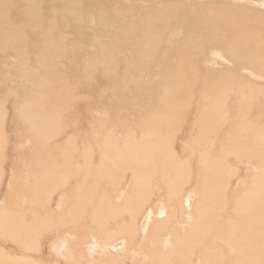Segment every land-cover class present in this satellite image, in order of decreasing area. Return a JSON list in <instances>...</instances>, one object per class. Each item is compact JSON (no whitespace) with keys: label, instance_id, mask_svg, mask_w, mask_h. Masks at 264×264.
Listing matches in <instances>:
<instances>
[{"label":"bare ground","instance_id":"obj_1","mask_svg":"<svg viewBox=\"0 0 264 264\" xmlns=\"http://www.w3.org/2000/svg\"><path fill=\"white\" fill-rule=\"evenodd\" d=\"M187 3L191 4L190 8H187ZM226 9L228 8H209L202 1L190 0H0V59L7 55L18 58V62L12 66L16 68L15 78L12 79H19L21 82L18 87L21 93L13 94L10 101L12 106L17 103L12 113L14 127L15 130L23 129L28 137L34 140L33 145L39 154L35 157L36 164L32 177L29 175L27 179L28 175L24 174L27 166L17 172L22 175V181H25L23 184L28 183L27 191L36 201V213L41 210L40 201L47 203V198L53 193L58 190L64 191V182H67V177L71 178V165L78 166L79 174L84 180L93 178L100 181L106 178L107 184L114 186L118 197L121 194L119 192L123 191L120 190V182H116L118 172L123 173L121 175L127 174V171L132 172L130 174L134 178L133 185L130 184L134 189L128 190L129 196L128 191L125 192L127 194L125 198H128L123 200V203L115 204V197L105 192L98 199L97 208L92 210L89 217L83 211L82 199L86 196L81 191H87L85 186L87 184L79 182L75 186V190L78 187L79 193L72 195V201L68 204L64 216L63 213L58 218L40 215L41 223L48 220L50 225L55 226L57 221V230L65 224L69 226L72 223L75 228L82 224L81 227L88 230L83 229L81 233L92 232L90 238L84 236L86 239L82 237L84 240H78L81 244L85 241L87 252L91 250L93 252L95 244H98L102 252L112 253L111 249L116 246L115 243H119L116 237L118 233H121L120 235L124 233L125 238L128 237L129 242L125 243L128 248L131 242L137 238L140 240L137 220L140 217V209L137 210L135 207L136 196L141 197L138 177L144 180L147 177L149 180L153 179L155 174L161 175L160 177L166 179L169 185L161 181L159 186L165 188L174 186L175 189L172 187L168 191H171L172 196H176L179 190L177 188L179 185L176 184L183 182L182 179L184 181L187 179L188 167L180 161L179 156L177 159L174 155L179 148L177 150L176 147L175 152V149H171L172 136L177 137L176 134H180L181 131L180 139H187L188 137L183 136L191 137L192 134L184 133L194 131L196 128L198 135L195 136V133L194 136L199 138L193 143L201 147L198 151L188 148L190 152L184 155V158L194 155L199 165V171L197 165L195 166V176L188 177L189 184L194 183L197 192L200 194L199 189H203L202 192L207 196L209 191L206 187H212L210 181L215 180L216 190L224 188V200L221 201L218 196L216 199L207 196V204L212 202L214 204L203 207L200 203L196 206L194 203L190 204L195 206L191 208L189 204L186 206V199L182 196L184 193H179L184 199L182 201L179 200L180 197L178 200L173 197L176 201L173 202V198L170 197L180 209L177 210L178 214L171 212L169 215V212L165 219L155 220L154 227L156 232L167 225V221L170 223V220L184 225V229L187 225L190 226L187 232H176L173 236L178 239V242L176 240L178 246L174 244L177 248L175 247L173 252L168 249L172 241L169 244L166 242L172 234H167L165 226L160 232L161 238L157 236L160 239L158 246L155 244L153 250L148 249L150 258L148 254V257L145 256L147 249L142 241L139 242L141 245H136L134 241L136 245L134 250H129L130 246L127 251H131L133 255L140 254L142 259L147 258L145 263L149 261V264H187L185 260H191L196 249L192 251L193 254L189 253L196 247L200 250L198 254L202 264H264V84L260 82L255 84L243 74L246 72L256 81H264V43L259 38L253 41L250 39L239 41L236 29L231 23L234 21L233 13L228 12L227 17L222 18V12ZM262 15V13L259 15V20L264 21ZM83 47H92L89 53H85L87 56L84 55ZM65 56L73 58L71 71L69 64L57 63ZM220 58L232 64L224 73L215 72L210 69V65L207 67L202 64L206 61L217 62ZM98 89H109L111 94L100 100L96 98ZM78 95L82 97L79 98ZM230 100H233L234 104L238 100L234 106L236 110L234 113L232 103L228 106ZM3 106L7 108L6 100H0V135L9 136L6 123L10 112H6ZM81 106L85 112L81 125H87V130L92 129L90 132L94 133L95 137L102 139L99 133H104L100 155L92 150L94 147L89 148V143L93 142L89 141L92 136L90 138L86 136L88 141L82 153L83 161L73 158V154H79H76L74 140L68 129L70 125L73 127L74 120L77 119L74 116L82 114ZM98 109H104L106 114L103 117L99 116L94 123L91 111ZM254 114L263 121L261 125L254 123ZM249 115H253L251 116L253 122L247 120ZM190 116L194 118L191 126L188 125L189 121L187 122ZM98 121L105 123L107 131H104L105 128L98 129L100 128ZM60 135L63 137L57 141ZM214 141L217 145L213 143ZM169 142L171 146L166 148ZM202 142H205L207 147L213 143L218 156L213 158L212 151L205 149ZM188 143L187 146L193 145L192 142ZM185 148L183 144L182 147L180 145V153L185 151ZM94 152L98 161L96 159L92 161ZM4 161L6 162V159L0 156L1 170L4 168ZM38 161H41L39 166ZM95 161L97 164L94 165L92 162ZM241 162L252 165L255 170V173L248 174L252 176L249 182L252 181L253 184L250 185H254V189L243 190L240 196L236 190L238 197L230 198L228 192L232 188L230 182L232 178L229 176L235 177L238 171L243 169L239 166ZM230 164H237L238 167L235 169L238 168V171H235V174L230 173L232 170L228 171L230 168L227 169V166ZM51 166L53 168H49ZM1 170L0 175L3 174ZM198 178L202 181H198ZM156 182L158 181L154 183ZM162 182L166 185H162ZM249 182L247 181L246 185L250 189ZM151 188L152 191L156 189H153V186ZM205 189L208 194L205 193ZM158 190L161 191L163 188ZM182 190L185 191L184 188ZM168 191L163 192L164 196ZM105 196L107 199L103 201ZM166 198L163 201L170 207V199L167 196ZM203 198L205 197H201L200 200H204ZM136 204L140 206L138 202ZM176 204L170 207H173V211L174 209L176 211ZM188 207L193 211L189 220L187 213L189 211L186 210ZM164 209L163 204L160 211L163 212ZM125 212H128L130 223L123 219L121 224H118L125 216ZM179 214L184 216L176 221ZM41 223L27 232L22 229L15 231L11 224L10 210L5 209L0 214V236L14 237L19 234L34 240L41 231ZM50 225L46 226V232L53 230ZM118 225L121 226L118 231L109 228ZM165 234L169 235L168 238L164 237ZM134 235L137 237H133ZM145 241L151 243L149 239ZM80 242H75V247ZM122 245L121 249L120 244V250L125 248L124 241ZM150 245H146L147 248L151 247ZM165 246L168 247L167 250L164 248L166 252L163 251ZM171 246L173 247V244ZM79 249L77 256L80 257L79 252L84 254V250L81 252L83 248L80 251ZM96 250L98 252V249ZM186 250H189L187 256ZM0 251L2 253L1 249ZM72 252L76 253L75 250ZM98 253L100 256V252ZM65 255L64 253L63 256ZM100 257L99 260L92 259V263L98 264L99 261V264H102L101 262L108 260L110 256L101 257L103 260H100ZM87 258L84 256L83 260H87V264L91 263ZM4 259H6L4 263L9 264L10 261H7L9 259ZM24 260L26 261V258Z\"/></svg>","mask_w":264,"mask_h":264},{"label":"rangeland","instance_id":"obj_2","mask_svg":"<svg viewBox=\"0 0 264 264\" xmlns=\"http://www.w3.org/2000/svg\"><path fill=\"white\" fill-rule=\"evenodd\" d=\"M190 1H202L209 8H228V9H226V10H224L222 12V18H226L228 12L233 13L234 21H231V23L234 26V28L236 29V32L235 33L238 36L239 41H245V40H248V39H250V40L253 41V40H256V39L259 38V40L264 43V21H261V19L259 20V17H260L259 15L261 13L263 14L262 16H264V1H261V0H252V1L251 0H249V1H246V0H190ZM190 6H191V4L190 3H187V8H190ZM218 22L221 23L223 21H218ZM91 48L92 47H83V50H85V52H84V55L85 56H87L85 53H89L91 51ZM67 53L70 54L71 52H67ZM212 58L214 59V56H212ZM227 59H229V57H227ZM17 62H18V58L16 56H11V55L4 56V57H2L0 59V100H6L7 108L5 109L4 106H3V109L6 112L8 111V113L10 112V114L8 115V122L6 123V126H7L6 131L8 133H10V134H8L9 136L0 135L1 136L0 137V156H2V158H4V160L6 159V162L4 161V168H2V166H1L2 170L0 169L2 171V173H3V174L1 173L2 175H0V177H1L0 178L1 179L0 180V214L5 209H9L10 210V218H11L12 228L15 231L17 229H22L23 231L27 232V231L31 230L32 228H34L35 226L40 225V223H41V219L40 218H42L40 215L46 216V218H47V216H49V218H58L63 213V216H64V214H65V212H66V210L68 208V204L72 201V195L74 196V193L75 194L79 193L78 187H77V190H75V188H76L75 186H77V184L79 182H84V183L87 184V185H85L87 187V191L86 190H81V191L86 196L85 198L82 199V204L84 205L83 211L86 212V216H88V217L91 215L92 210L95 209V208H97L98 199L105 192H107L109 194V196L115 197V199H116L115 204L123 203V200H125L126 198H128V197L125 198V196L127 194L129 196V191H131V189H134L133 186H131V185H133V182H134V180L132 181V179H134L133 178V175L130 174L132 172L128 173L129 171H127V174L126 173L124 174V175H126L125 177H124V175H121L123 173L118 172L119 177H118V175L116 176V179H117L116 182H118V183L120 182V190H123L124 191V192L123 191H120L119 193H121V194H120V197H118L119 195L116 194V192L114 190V186L107 184L108 180L106 178H104L103 180H100V181H96L93 178L84 180L83 177L80 176V174H79V171L80 170H79L78 166L71 165L70 166V169H71V178L67 177V179H66L67 182H64V184H63L64 187H65L64 188V191L58 190L56 193H53L52 196H50V197L47 198L48 199L47 203H46V201L45 202L40 201V204L39 205L41 206V210L36 213V211H35L36 201H35L34 197L27 191V186H28L27 184L28 183L23 184L25 181L24 180L22 181V175L20 173L19 174L17 173L20 170H24V166H27V168L24 170L25 171L24 174H26L25 176L28 175L27 179H29V175H31L30 177H32V172L34 171L33 167L36 164L35 157L39 156L38 151L36 150V148L33 145L34 140L33 139H30L28 137V135L24 132L23 129L15 130V127H14V121H13V118H12V113H13V111H15L16 106H17V103H15V105L12 106V104L10 103V101L12 99L13 94L18 95V94L21 93L20 90L18 89V87L21 85L20 80L19 79H12V78H15L14 77V73L16 71V68L15 67H12V66L15 65ZM57 63L59 65H61V64H69V71H71V69H72L71 66L74 64L73 63L72 56H70L69 58H67L65 56V57L59 59L57 61ZM202 64L203 65H206L207 67H208V65H210V69L211 70H213L215 72H219V73H224L225 71H227L228 69H230L232 67V64L229 61H224L221 58L218 59L217 62L216 61H214V62L213 61H206V62H204ZM200 74H204V72H200ZM243 74L246 75L250 80H252L253 82H255V84L257 82H260V83H263L264 84V81H260V80H257L256 81V79L252 78L246 72H243ZM199 90L201 91L202 90V87H200ZM96 94L99 96V97L96 96V98H98L100 100H104V99L107 98V96H109L111 94V91L109 89H98L96 91ZM78 96H79V98L82 97V95H78ZM232 101L230 100V103H228V106H229V104L232 103L233 113H234V111H236L234 109V106H235V104L238 103V100L235 101V104ZM81 107H82V110H80V113H82V114L81 115L74 116L77 119L74 120L73 127H71V125H70V127L68 129L71 131L70 134H71V136H72V138L74 140V144H75V147H76V154L77 153L79 154V155L73 154V156H74L73 158L76 157V159H78L80 161H83V159L81 157L83 155L82 154L83 151L85 150L84 146H86V142L88 141L87 137L90 138L92 136V139H89V141L93 140V142L92 141L90 142L92 144L89 143V148L90 147H94V148H92V150L94 149V151L96 152V154L97 155L98 154L100 155L99 152L102 151V147L100 149V146H101V144L103 145V142H101V141H103L102 139L104 138V133H102V134L99 133L100 134L99 136H101L102 139L100 137L99 138L98 137H95L93 135L94 133L92 134L90 132V130H92V129L87 130V125H83V126L81 125V122H82L81 119H84V117H85L84 107L83 106H81ZM98 110L91 111L92 112L91 113V118H92V120H93L94 123L98 119L99 116L100 117H103L106 114V112L104 111V109H100L99 111ZM82 115H83V117H81ZM251 116H253V115H249L248 116V119H247L250 122L252 121ZM191 117L192 116H190V118L187 120V122L189 121L188 122V125L189 126H191V124L193 122V119H194L193 117L192 118ZM258 118H259L258 115L257 114H254V123L255 124H258V125H261L263 121L261 120V118H259V120H260L259 121ZM246 122H248V121H246ZM102 123L98 121V125H100V128H98V129H101V128H105L106 127L105 126V123L104 124H102ZM78 126H79V128H77ZM18 127L16 129H18ZM14 130H15V132H14ZM20 131L23 132V133H21ZM104 131H107V129L105 128ZM187 133H190V135L192 134L191 137L189 135H186V136H183V137H186V138L188 137L189 139L188 138L187 139H185V138L180 139L181 138V135H182V132L181 131H180V134H178L180 137H178L177 134H176V136L178 138L177 137H173V136H175V135H173L172 136V141H171L172 146L170 145V142H169L168 145H166L167 146L166 148H170L168 146H171V149L173 148V150L176 147H177V150H178V148L180 150V145H181V147H182V144L184 146H186L185 151H183L182 153H180V151L179 150L177 151L176 149L174 150V152L177 151L178 154L177 153L175 154L174 152L173 153L177 157V159H178V156H179L180 161L182 163H184L186 165V167H188V168L185 167L186 168V172H187L186 175L188 177H190V175L191 176H195V172L194 171H195V166L196 165H197V170L199 171V165H198V162L196 163L195 160H197V159L194 158L195 157L194 155H192L193 157L190 155L188 158H184V155H186V153L188 154V152H190L188 148H190V149H193L194 148L195 150L198 151V149L201 147V145H195L193 143V141L195 139H198L199 138V136L195 137L196 135H198V133L196 132V128H195L194 131H190V132L186 131L184 134H187ZM18 134H20V135H18ZM194 134H195V136H194ZM61 137H63V135H60L57 138V141L60 140ZM175 138H176V140H175ZM18 141H19V143H18ZM172 142L175 143V144H173ZM188 142H192L193 145H188L187 146V143ZM213 143L215 145H217V142L216 141H214ZM213 143H211V146L207 147L205 145V142H202V146H204L205 149H210L212 151V157L213 158H216L218 156V152H217V148L215 147V145H213ZM188 144H191V143H188ZM22 145H24V146H22ZM96 145H98L97 146V149L98 150L96 149ZM52 146L54 147V144H52ZM186 149H187V151H186ZM57 151H59V150H57ZM57 151H56V153H58ZM45 152H48V151H45ZM95 152H94V156H93L94 159L92 161H94L96 159V156L97 155L95 154ZM54 153H55V151H54ZM80 153H81V155H80ZM78 160H75V161L77 162ZM96 161H98V159H96ZM96 161L95 162H92V163L93 164L94 163L97 164ZM39 164H41V161H38L37 162V165L38 166H39ZM231 164H235V163H231ZM231 164L229 166H227V169L230 168V170H228V171H231L232 170L234 173L233 172H230V173L235 174L236 173L235 171H238V168L235 169V167H238V166H236L237 164L236 165H231ZM242 164H244V163L243 162L239 163V166L240 167H243V169H240V171H238V173H237V175H235V177H233L232 175L229 176L230 179L232 178L231 181H230L232 188H230V190L228 192V195H229L230 198H232L233 196L234 197L235 196L238 197V193H239V196H240L241 195L240 193H242L243 190H246V189H248V190L254 189V185H250V183L253 184L252 181L249 182V180H250V178L252 176L251 175H248V174H251L255 170L253 169L252 165L250 166V165H245L244 164V166H242ZM29 167L32 170H30ZM244 167H246L247 169H245ZM49 168H53V167L51 166ZM93 168L94 167H92V169ZM243 170H245V171H243ZM12 171L15 172V173H17V174H15V173L12 174L13 173ZM188 172H190V173L188 174ZM20 175H21V177H18V178L16 177V176H20ZM77 175H79L78 176L79 177L78 180L76 178ZM25 176H23V178ZM160 176L161 175H156L155 174L154 177H153V179L155 181H158V182H156L158 184L157 186H156V183H154L155 181L152 178H150L152 180H150V179L148 180L147 177H146V179H147V181H146V179L144 180V178L142 179V177H138V180H139L138 183L140 185V189L142 188L141 189L142 191L139 189V195L142 198L144 197L143 198L144 200L143 199H140L141 197L140 198H137V196H136L137 201L134 198L135 199V202L136 203L138 202V205H140V206H137V204L134 202L135 203V207H137V210L140 209V213H139L140 217L137 218L139 215L137 217L135 216L137 218L138 224H139L138 225V228H139L138 230H139V234H140V236H139L140 237V240H138L139 238H137V240H134V241H136V245L137 244L138 245L139 244L141 245V243L144 242L143 244H144V246L147 249L146 250V253H145V256L148 257V255H149L148 258H150V253L148 252V249L149 248H152L151 250H153V248H155V246H153V245H155V244L158 246V242H159L158 239L161 238L160 235L162 234V233L160 234V232L163 231V228L165 226H166V230H168L167 234H169V235L172 234L171 237L169 235L165 234L164 237L167 236V238H168V236H169V239H170V240L168 239V241L166 239V241H167L166 243L169 244L171 241L173 242V240H174V242L173 243L171 242L169 244V248L167 246L163 247V251L166 248H168L170 251L173 252V250L175 249V247L177 248V246H178L177 244L178 243L176 244V240L178 242V239L176 238V236L173 237L176 234V232L183 233L185 231L187 232L188 230H190V226L187 225L185 227V229H184V227H183L184 225L182 226V224H177L175 221L170 220V223H169V221H167L168 222L167 225H165L163 228L161 227L160 229H158L155 232V227H154L155 225L154 224H155L156 221L163 220V219L166 218V216H169L171 214V212L172 213H176L177 210L178 211L180 210V209H178L177 204L176 203H173V202H176V201H174L175 199L178 200L179 197H180V199H179L180 201L186 199L185 200L186 201V206H188V204L189 205L190 204H193L194 205V203H195V206L201 204L203 207H205V206L207 207V205L214 204V202H212L210 204H207L206 200H207L208 197L209 198H212V199L213 198L216 199V197L218 196L221 201L224 200V194H223L224 188L221 187V188H218L216 190L217 185H215V184H217V183H215V182H217V181H215V180L214 181H210V183L212 182V187H210V186H207L206 187L208 189V191H209L208 192L209 195H207L208 197L205 196L206 194H204L202 192V191H204L203 189H199L198 188L199 190H201V192L199 191L200 192V194H199L197 192V190H196L197 187L194 188V183L189 184V178L188 177H187L188 182H186L187 179L185 181H184V179H182L183 182L180 181L179 184H176V186L179 185V186H177V188L179 190L177 191L176 196H172L171 193H170L171 191H168L169 188H170V186H168L169 184L165 181L166 179H163ZM200 177L202 179V176H200ZM15 178L19 179V181H17V179H15ZM27 179H25V180H27ZM130 179H131V181H130ZM201 179L198 178L197 180L198 181L199 180L202 181L203 179L202 180ZM161 181H165L168 184L167 185L168 187L165 188V187L159 186V185H161V183H159ZM205 181H206V179H205ZM247 181L249 182L248 184L250 185L249 186L250 189L246 185ZM130 182H132V183H130ZM146 182L147 183L149 182L148 183L149 185ZM165 182H162V185L165 186L166 185ZM225 182H227V181H225ZM180 184H182L181 186H183V188L185 189V191L182 190L183 188L180 186ZM221 184H219V186ZM213 185H215V186L213 187ZM91 186H93V187H91ZM151 186H153V189L156 188V189H154L155 190V193H154V190L153 191L151 190L152 189ZM160 187L163 188V190H161V191L158 190V188L161 189ZM172 187L174 188V186H171V188ZM180 188H181V190H180ZM93 189H96V191H93ZM211 189H213V190H211ZM188 190H189L190 193L188 192ZM236 190H238L237 191L238 193L235 192ZM127 191H128V193H127ZM165 191L166 192L168 191V194H166V193L165 194L168 197V199H170V202H169L170 207L173 204H176L175 205L176 211L174 209L175 212L172 210L173 207L172 208H170L169 206L167 207L166 205H168V204L163 201V199L164 200L167 199L166 196H164V194H163V192H165ZM211 191H212V193H211ZM125 192L127 194H125ZM158 192H160V195H158ZM187 192H188V194H187ZM141 193H143L144 195L141 194ZM151 193H154L155 195L154 194H151ZM179 193L180 194L184 193V194H182V196H184V199L181 198V195ZM205 193H207L206 192V189H205ZM65 194L69 195V197H68L69 199L67 198V195H65ZM64 195L66 196V198H65ZM139 195H138V197H139ZM149 195L152 198L149 197ZM192 195L193 196H196V197L198 196V197L197 198L196 197L194 198V197H192ZM63 196H64V198H63ZM203 196L205 198L207 197L206 199L203 198L205 200V202H204V200H202V201L200 200L201 197H203ZM246 196L247 195H244V197H246ZM170 197H172V198L174 197L175 199L174 198L172 199ZM42 198L45 200V197L43 195H42ZM190 198H191V200H190ZM106 199L107 198L105 196L102 200L103 201H106ZM138 199H140V200L138 201ZM171 199H172L173 202L171 201ZM118 200H120V201H118ZM190 201L191 202L193 201V202L191 203ZM139 202H140V204H139ZM62 203H63V205H61ZM65 203H66V207H65ZM197 203H200V204H197ZM163 204L165 205V209L162 212V211H160V209L163 207ZM141 205H144V206H141ZM195 206H191L190 205L191 208H193ZM145 207H148V208H145ZM190 207H188L189 210L186 208V210L190 212V213L187 212L188 213V220L191 219L190 218L191 217L190 215H193L192 214L193 211H192V209ZM166 209L168 210V212H167ZM144 212H146V213H144ZM158 212H160V213H158ZM125 213L127 215L125 214V216H123L120 219V221H119L120 223H118V224H121V220H123V219L126 220L125 222L128 221V219H129L128 212H125ZM147 213H148V216H147ZM168 213H169V215H168ZM176 214H178V212ZM199 214H200V212L197 215H199ZM183 216H184V214H179L176 221H178V219L180 220V217H183ZM150 219H152L153 221L150 220ZM148 220L152 221L153 223L150 222V221H148ZM222 220L224 221V218H222ZM220 221H219L218 225H220ZM147 222H148V225H147ZM129 223H126V224H129ZM215 223H216V220H215ZM183 224H185V223H183ZM48 225H50L48 223V220H45L44 223H41V227H40L41 228V231H40L39 235H37L35 237L34 240H29L24 235H19V234H16V236H14V237L1 235L0 236V249L2 250V253L4 254V256H3V254L0 251V256H1L0 257V263L1 264H5L4 262L6 261V259H4V258H7V259H9L7 261H10V262H8L9 264H20V263L21 264H23V263L24 264L25 263L26 264H77V262L79 264L80 263L84 264L83 262H85L87 264V262H86L87 260H85V259L87 257H89V256H90V258H87V259H88V261H90L92 263V261H91L92 259L93 260H99L98 257H100L102 254H108L106 252H102L101 251V247L98 244H95V249L93 250V252H92V250L90 252L89 251L87 252L88 249L85 248L86 245H87V244L84 243L85 241L83 242V244H81V242L78 241V240H81L82 241V239L84 238V236L90 238L91 235H92V232H87V233L86 232L85 233L82 232L81 233L80 231H83V229L88 230L85 227L82 228L81 227L82 224H79L76 228H75V225L72 224V223H70L69 226L67 224H65V226H62L61 229H58L57 230L56 229L57 221H56L55 226L50 225V226H52V229L53 230L46 232L45 228ZM112 225H114V224H112ZM114 226H116V225H114ZM114 226L113 227L110 226L109 227L110 230H117L118 231L121 228V226L119 227V225H118V227H114ZM79 227H80L81 230L79 229ZM75 229L77 231H75ZM149 229H150V231H149ZM143 233H144V235H143ZM152 233H154V234L151 237V234ZM82 234H84V235H82ZM120 234L121 233H118V235L116 236V237H118L117 241L119 243H115L116 246H114L113 249H111V252L112 253L109 252V254H108L110 257L108 258L107 257L108 255L101 256L102 258L104 257V258H108V260L110 259V261H108L106 259L103 260L100 257L101 258L100 260H103V262H101V263L102 264H107V262H108L109 264H113V263L114 264H147L149 262L148 261L147 263H145L146 260H148L147 258H144L145 259V261H144V259H142V257L140 256V254H134L133 255V254H131V251H127L130 246L131 247L129 248V250H134V248L136 247V245L133 243L134 241L132 240L133 242H131V244L128 245V248H126L127 245L125 243L127 242V244H128V242H129L127 240L128 237L125 238L126 235L124 233H123L124 236H123V234L122 235H120ZM78 235L81 236V237L79 236L80 239L78 238ZM119 236H121V237H119ZM157 236L159 238H157ZM116 237H115V239H116ZM133 237H137V236L134 235ZM141 237H142V239H141ZM143 237L145 239H143ZM124 238H125V240H124ZM84 239H86V238H84ZM146 239H149V241H151V243L153 241V243L151 244L150 242L145 241ZM154 240H156V242ZM123 241H124V245H125L124 246L125 247L124 248L125 250L124 249L123 250H120V248L121 249L123 248V245H122L123 244ZM163 241H164V239H163ZM75 242L76 243H79L80 242L81 245L78 244L75 247V245H74ZM112 242H114V241H112ZM139 242H141V243H139ZM66 244H67V246L65 247ZM70 244L71 245L73 244L74 246H71ZM120 244H121V247H120ZM171 244H173V247L174 248L171 246ZM174 244L177 245V246H175ZM146 245H150L151 247L148 246V248H147ZM72 247H73V249H71ZM77 247L80 248V249L83 248L81 250V252L84 250L83 251L84 254L79 252V255H80L81 258L79 256H77L78 255V253H77L78 252L77 251L78 248ZM171 248H173V249L171 250ZM23 249H26V250H23ZM80 249H79V251H80ZM85 249H87V250L85 251ZM96 249H98V252H100V256L98 255L99 253L97 252ZM157 249H158V247L155 249V251H157ZM72 250H75L76 253H73L74 251L72 252ZM194 250H195V252H193V253H195V254L192 253V251H194ZM197 250H199V249L196 247V248L191 249V251H190L191 253H189V250H186L185 251L186 252V254H185L186 256H187V253L194 255L191 258V260H193L194 263L191 260H189V261L188 260H185V261L188 262L187 264H202L201 263V260L199 258V254H198L200 252V250L199 251H197ZM3 251H5V252H3ZM29 251H31V252L29 253ZM68 251H70L69 252V255L71 257L67 254ZM115 251H117V252H115ZM155 251H150V252L152 253V252H155ZM101 252H102V254H101ZM164 252H166V251H164ZM64 253L66 254L65 256H63ZM92 253H94V254H92ZM122 253H124L125 255L122 254ZM87 254H88V256H86ZM6 255H9L10 258L8 256H6ZM75 255H76L77 258H75ZM82 255L85 256V259L84 260H83L84 256H82ZM31 256H32V258H31ZM91 256H93V258H91ZM22 257H23V259H22ZM111 257H114V258H111ZM124 257H125V259L127 261L124 259ZM24 258H26V261L24 260ZM27 258H29L30 260L29 259L27 260ZM75 259H77V260H75ZM73 260H74V262H73ZM111 260H112V263H111ZM116 260H117V263H116ZM197 260H198V263H197ZM2 261H3V263H2ZM113 261H115V262H113ZM91 263H89V264H91ZM95 263L96 262H94V264ZM99 263L100 262L98 261V264Z\"/></svg>","mask_w":264,"mask_h":264}]
</instances>
